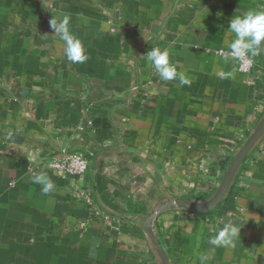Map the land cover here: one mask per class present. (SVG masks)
I'll return each instance as SVG.
<instances>
[{
  "label": "crops",
  "instance_id": "0c3cea01",
  "mask_svg": "<svg viewBox=\"0 0 264 264\" xmlns=\"http://www.w3.org/2000/svg\"><path fill=\"white\" fill-rule=\"evenodd\" d=\"M249 11L264 0H0V264H162L145 219L211 199L264 117V52L249 73L223 59ZM64 15L83 64L50 27ZM153 47L190 85L160 79ZM63 151L87 156L83 177L50 166ZM229 221L234 243L211 245ZM154 227L172 264H264V136L214 212Z\"/></svg>",
  "mask_w": 264,
  "mask_h": 264
},
{
  "label": "clouds",
  "instance_id": "9594fccd",
  "mask_svg": "<svg viewBox=\"0 0 264 264\" xmlns=\"http://www.w3.org/2000/svg\"><path fill=\"white\" fill-rule=\"evenodd\" d=\"M50 27L54 30V35L64 42V54L68 61L76 64L87 61L85 46L74 34L68 15L60 19L52 18ZM228 31L234 34V39L230 44V52L223 55L226 62L231 60L252 64L253 58L264 52V11H249L244 15H235L229 21ZM146 58L162 81H173L178 78L181 85H190L191 81L182 73H178L175 65L170 62V53L167 49L153 47L147 52ZM231 75L230 72L222 73L224 77ZM32 182L40 186L44 195L50 194L56 188L54 181L44 172L36 173ZM239 230L238 224L229 221L209 240V243L214 246L232 245L239 235ZM207 259L206 255H201V264H205Z\"/></svg>",
  "mask_w": 264,
  "mask_h": 264
},
{
  "label": "water",
  "instance_id": "95a60500",
  "mask_svg": "<svg viewBox=\"0 0 264 264\" xmlns=\"http://www.w3.org/2000/svg\"><path fill=\"white\" fill-rule=\"evenodd\" d=\"M264 136V117L253 131V133L247 138L244 145L241 149L236 153L233 159L230 162L228 169L226 170L220 186L218 187L216 193L205 202H194L187 200H175L167 203L162 209L159 211L149 215L143 224V229L148 235L152 246L154 247L158 257L161 260L162 264H172L170 257L166 250L164 249L161 241L159 240L156 232L154 223L163 210H170L173 208H180L185 211H190L196 214H209L214 212L220 205L224 202V200L228 197L229 192L232 188L234 180L242 167V165L248 159L251 151L256 147L261 138Z\"/></svg>",
  "mask_w": 264,
  "mask_h": 264
},
{
  "label": "built area",
  "instance_id": "2783aa9c",
  "mask_svg": "<svg viewBox=\"0 0 264 264\" xmlns=\"http://www.w3.org/2000/svg\"><path fill=\"white\" fill-rule=\"evenodd\" d=\"M254 67V59L252 64L240 62V72L249 73ZM50 166L59 171H64L72 177H83L89 167V159L84 153L63 151L54 157Z\"/></svg>",
  "mask_w": 264,
  "mask_h": 264
}]
</instances>
